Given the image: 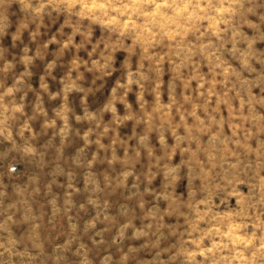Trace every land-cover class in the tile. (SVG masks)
I'll return each instance as SVG.
<instances>
[{"label": "rangeland", "instance_id": "rangeland-1", "mask_svg": "<svg viewBox=\"0 0 264 264\" xmlns=\"http://www.w3.org/2000/svg\"><path fill=\"white\" fill-rule=\"evenodd\" d=\"M0 264H264V0H0Z\"/></svg>", "mask_w": 264, "mask_h": 264}]
</instances>
